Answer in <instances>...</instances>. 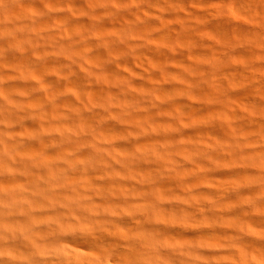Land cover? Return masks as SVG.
<instances>
[{"label": "bare ground", "instance_id": "6f19581e", "mask_svg": "<svg viewBox=\"0 0 264 264\" xmlns=\"http://www.w3.org/2000/svg\"><path fill=\"white\" fill-rule=\"evenodd\" d=\"M0 264H264V0H0Z\"/></svg>", "mask_w": 264, "mask_h": 264}]
</instances>
